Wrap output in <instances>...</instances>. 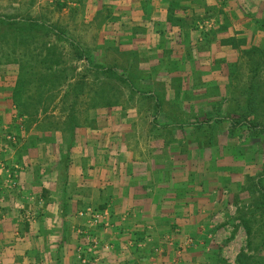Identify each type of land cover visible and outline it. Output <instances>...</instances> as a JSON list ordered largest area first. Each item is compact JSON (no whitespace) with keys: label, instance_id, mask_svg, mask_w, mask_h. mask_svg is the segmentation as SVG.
<instances>
[{"label":"crops","instance_id":"obj_1","mask_svg":"<svg viewBox=\"0 0 264 264\" xmlns=\"http://www.w3.org/2000/svg\"><path fill=\"white\" fill-rule=\"evenodd\" d=\"M116 1L124 16L115 48L130 51L143 76L130 78L87 53L91 68L99 64L121 74L119 80L133 94L113 99L119 105L113 108L102 98L90 123L73 130L31 126L19 142L5 140L0 146V264H78L79 254L84 264L235 261L237 252L225 258L212 243L208 217L217 201L224 207L256 185L252 174L259 159L252 143L254 132L264 134V121L241 117L223 99L229 63L263 32L235 34L229 28L217 35L216 47L203 51L190 49L179 22L168 21V0L73 3L101 8ZM250 1L237 3L243 24L264 7L263 0ZM187 6L175 17L187 15L194 4ZM189 35L197 39L196 32ZM0 66V125L5 127L13 121L14 75L9 64ZM236 129L247 130L250 140L239 143L230 132ZM224 188L236 191L223 197ZM87 206L105 209L110 221L92 230L99 239L95 250L86 247L81 232L86 219L77 214Z\"/></svg>","mask_w":264,"mask_h":264},{"label":"rangeland","instance_id":"obj_2","mask_svg":"<svg viewBox=\"0 0 264 264\" xmlns=\"http://www.w3.org/2000/svg\"><path fill=\"white\" fill-rule=\"evenodd\" d=\"M205 1L168 0L166 4L168 21L172 24L179 22L177 25L181 26L180 29L186 39L188 38L190 49L196 48L204 51L216 47L217 35L229 28L235 34L250 30L254 35L256 31L261 30L260 33L263 32L264 36V7L258 9H262L261 11L252 12L243 24L242 7H238L237 4L239 0H212V3ZM73 2L77 3L80 0H0V14L18 20L36 19L51 24L62 31L61 35H57L46 27L39 26L38 29L33 28L32 31L19 32L0 26L5 30L3 37L0 36V65L3 67L10 65L8 73L14 75L12 92L21 67L24 69L22 72H25L24 74L30 79L32 78L24 88L22 96L23 102L26 103L24 108L28 112L21 113L12 99L10 110L13 114V121L10 125L8 124L9 126L0 125V146L4 147L5 140L9 144L19 142L23 132L31 126L40 129L73 130L75 127L90 123L89 115L101 104L99 101L102 98L105 101L108 99L111 102L109 107L113 108L119 106L112 103L113 99L133 94L115 73L91 68L90 61L80 56V52L71 40L84 47L90 59L121 68L125 70V73L127 71L130 78L143 76L141 71L135 70L134 59L129 57L131 52L125 53L115 48L119 43V38H117L118 22L124 16V13L121 12L123 9L118 6L120 2L104 4L101 8L88 7L86 2L84 5L76 4L74 6ZM188 3L194 4L189 13L181 14L176 16L179 18H176L175 15L180 12L177 9L183 8L184 12ZM159 25H157L158 28ZM241 25L242 27H240ZM191 31L196 32L197 39L195 37L192 39L191 35L187 36ZM173 32L175 33L173 29L167 32L169 39L173 37ZM224 40L226 42L233 41L231 38ZM237 40L244 39L239 36ZM113 44L114 47H112ZM263 45L264 37L256 43L251 42L248 47L240 49L235 60L229 63V92L223 99L226 102L225 106L230 107V110L236 111L241 117L251 115V120L256 124L264 121ZM44 57L49 58L45 61ZM50 72L56 73L54 75L56 79L52 82L53 86H51L50 80L44 82L39 79L40 73ZM78 81L82 85V91L80 90L81 92L76 94L75 83ZM39 95L41 101L37 102L35 99L39 98ZM70 109H73L72 112ZM230 132L237 137L239 143L250 140L247 130L236 129ZM254 134L256 137L252 144L254 151H257L255 159H259L258 165H256L258 172L255 170L257 174H252L253 176L257 175L256 185L246 192L240 191L236 202L230 201L224 207L222 202H216V207L212 209V213L210 212L208 217L211 224L209 233H211L212 243L219 245L220 252L226 256L225 258H233L234 253H238L241 248H245L248 253L253 254L256 252L255 248L260 247L258 257L264 261V252L259 251L264 248V203L260 202V200H264L260 191L261 189L264 192V134L258 133L257 135L255 132ZM252 144H250L251 147ZM248 179V176H243V182L249 183ZM224 190L223 197L224 195H234L236 191L230 188H224ZM87 208L98 212H103L105 209L87 206L77 211L79 216H85L86 219L85 227L81 230L87 240L86 247L95 250L98 247L99 239L92 230L95 227L106 228L110 225V221L107 212L104 219L90 224V215L85 213ZM80 211L83 213L80 214ZM239 213L250 215L249 223L252 228L250 235H247L244 225L240 222ZM188 239L191 242V238ZM184 246L186 245L184 244ZM80 258H84L86 261L84 255L79 254ZM124 264L130 263L125 262Z\"/></svg>","mask_w":264,"mask_h":264},{"label":"trees","instance_id":"obj_3","mask_svg":"<svg viewBox=\"0 0 264 264\" xmlns=\"http://www.w3.org/2000/svg\"><path fill=\"white\" fill-rule=\"evenodd\" d=\"M0 26L5 27L6 29L13 30V31L17 30L19 32H23V31L27 32L28 30L32 31L33 28L38 29L39 26L46 27V29L52 31L53 33H55L57 35H61V32H62L59 28L53 27V25L47 24L45 22L37 21L36 19H31V18H27V19L25 18L24 19L23 18V19L18 20L16 18H13V17L8 16V15H4V14H0ZM1 27H0V36L3 37V35L5 34V32H4L5 30H3ZM71 42L77 47L78 51L80 52V56L85 57V58H87V60H89L87 57V54L85 52L84 47L79 46L78 43H76L72 40H71ZM263 49H264V45H263ZM48 58L49 57H46V58L44 57L45 61H47ZM89 64H90V62H89ZM94 67H95V69H98L99 71H101L102 69H107V67L105 68L99 64L95 65ZM23 70L24 69H22V67H21V69L18 72L16 84H15V87L13 88V92H12V99H13L15 105L17 106V109L21 113L28 112L24 108L26 103L23 102L22 96L24 94V88H26V86L32 80V78L30 79L29 77H27L24 74L25 72L24 73L22 72ZM107 71H110V68L105 70V72H107ZM110 72H112V71H110ZM55 74L56 73H54V72H52V73L51 72L50 73H40L39 79L43 80L44 82H46V80H50V84H51V86H53L54 83H52V82H54V80L56 79V78H54ZM115 74L118 76V78H119V76L123 77V76H121V74L118 75L117 72H115ZM75 85H76L75 93L77 94L78 92L82 91V89H81L82 85L80 84V81L76 82ZM68 86H70V84H68ZM66 94H68V93H66ZM35 100H37V102H40L41 101L40 95H39V98H36ZM69 108H70V105H69ZM72 110L73 109H70L71 112H72ZM260 191H261V194L264 198V192H262L261 189H260ZM260 202L264 203V200H260ZM238 217L240 219V222L244 225L247 235H250L252 233V228H251V225L249 223L250 218H251L250 215L247 216V215H244L243 213H239ZM247 243H248V241H247ZM259 248L256 247L255 248L256 252L253 254L248 253L245 248H241L236 255L234 263H230V262H227L225 259H221V264H264V261H262L258 257V254H259L258 249ZM259 251H261V250H259Z\"/></svg>","mask_w":264,"mask_h":264},{"label":"built area","instance_id":"obj_4","mask_svg":"<svg viewBox=\"0 0 264 264\" xmlns=\"http://www.w3.org/2000/svg\"><path fill=\"white\" fill-rule=\"evenodd\" d=\"M82 213H83V211H80V214H82ZM85 213L90 215V219H89L90 224H95L98 221H100V220L105 218V216L107 214V211L104 210L103 212H98V211H95V210H93L91 208H87L85 210ZM187 242H189V240H187ZM85 262L86 261H85L84 258H80L78 264H84Z\"/></svg>","mask_w":264,"mask_h":264}]
</instances>
